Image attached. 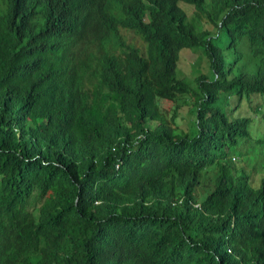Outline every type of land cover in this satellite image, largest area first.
Here are the masks:
<instances>
[{"label": "trees", "instance_id": "16d2710c", "mask_svg": "<svg viewBox=\"0 0 264 264\" xmlns=\"http://www.w3.org/2000/svg\"><path fill=\"white\" fill-rule=\"evenodd\" d=\"M263 110L264 0H0V264H264Z\"/></svg>", "mask_w": 264, "mask_h": 264}, {"label": "rangeland", "instance_id": "374dc122", "mask_svg": "<svg viewBox=\"0 0 264 264\" xmlns=\"http://www.w3.org/2000/svg\"><path fill=\"white\" fill-rule=\"evenodd\" d=\"M194 8L192 6H188V16L193 14ZM187 50V49H185ZM200 50V49H196ZM184 51L180 54V62H179V71L180 76H187V79L195 78L199 73L202 74L207 70V61L205 60V56H203L200 52H190ZM260 100L257 98L253 104H257ZM187 108L182 109V115L187 112ZM184 111V112H183ZM264 111V110H263ZM183 130L186 129V125L179 123Z\"/></svg>", "mask_w": 264, "mask_h": 264}]
</instances>
